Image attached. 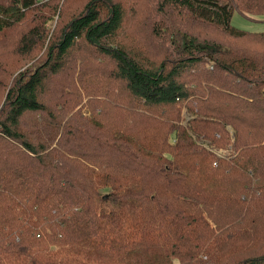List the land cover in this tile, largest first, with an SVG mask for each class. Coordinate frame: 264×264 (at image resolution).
<instances>
[{
    "label": "trees",
    "instance_id": "1",
    "mask_svg": "<svg viewBox=\"0 0 264 264\" xmlns=\"http://www.w3.org/2000/svg\"><path fill=\"white\" fill-rule=\"evenodd\" d=\"M235 12L264 0H0V264H264V30Z\"/></svg>",
    "mask_w": 264,
    "mask_h": 264
},
{
    "label": "rangeland",
    "instance_id": "2",
    "mask_svg": "<svg viewBox=\"0 0 264 264\" xmlns=\"http://www.w3.org/2000/svg\"><path fill=\"white\" fill-rule=\"evenodd\" d=\"M43 2V1H42ZM39 3V2H38ZM57 21V16L54 19L49 21L48 27L51 31L54 30L55 24ZM232 25L237 29H242L245 31H263L264 30V20L260 17H247L241 14L240 12H235L232 17ZM222 155H227L228 151H221Z\"/></svg>",
    "mask_w": 264,
    "mask_h": 264
},
{
    "label": "built area",
    "instance_id": "3",
    "mask_svg": "<svg viewBox=\"0 0 264 264\" xmlns=\"http://www.w3.org/2000/svg\"><path fill=\"white\" fill-rule=\"evenodd\" d=\"M35 1H36V2H42V1H44V0H35ZM186 119H188L187 115H186ZM218 154H219V155H222V154H221V151H219Z\"/></svg>",
    "mask_w": 264,
    "mask_h": 264
},
{
    "label": "water",
    "instance_id": "4",
    "mask_svg": "<svg viewBox=\"0 0 264 264\" xmlns=\"http://www.w3.org/2000/svg\"><path fill=\"white\" fill-rule=\"evenodd\" d=\"M106 197V196H105Z\"/></svg>",
    "mask_w": 264,
    "mask_h": 264
}]
</instances>
